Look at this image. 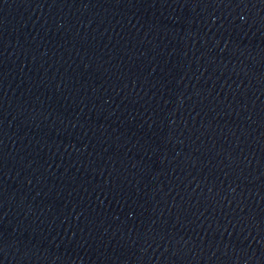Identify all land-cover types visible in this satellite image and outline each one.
Returning <instances> with one entry per match:
<instances>
[{"label":"water","instance_id":"95a60500","mask_svg":"<svg viewBox=\"0 0 264 264\" xmlns=\"http://www.w3.org/2000/svg\"><path fill=\"white\" fill-rule=\"evenodd\" d=\"M0 264H264V0H0Z\"/></svg>","mask_w":264,"mask_h":264}]
</instances>
